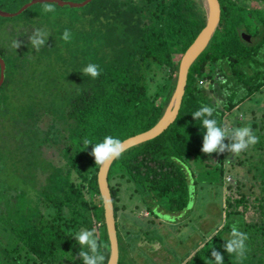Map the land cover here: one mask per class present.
Wrapping results in <instances>:
<instances>
[{"label":"trees","instance_id":"obj_1","mask_svg":"<svg viewBox=\"0 0 264 264\" xmlns=\"http://www.w3.org/2000/svg\"><path fill=\"white\" fill-rule=\"evenodd\" d=\"M29 1L0 0V11L14 13ZM242 1L218 0L220 21L189 68L175 121L110 166L118 264H135L140 250H134L133 235L151 232L137 219L136 234L127 228L117 207L121 184L153 217L174 220L188 215L194 203L200 209L219 202L223 221L208 233L215 237H203L204 244L179 264H209L212 249L223 264H264V113H251L249 121L236 113L264 91V10L256 0ZM45 4L0 17V264H83L72 238L82 228L94 231L107 264L99 165L83 140L97 143L111 135L124 141L157 124L173 95L180 60L205 26V10L201 0H92L79 9L49 3L51 13L43 11ZM246 20L263 24L250 41L240 37L249 33ZM35 28L49 33L38 51L29 43ZM65 29L69 41L61 39ZM14 39L21 44L16 50ZM89 63L99 65V77L82 73ZM202 105L216 107L218 126H249L259 142L239 154L202 153L205 129L192 117ZM54 147L64 161L60 166L42 150ZM226 175L233 179L227 186ZM223 189L229 192L224 201ZM249 210L254 216L246 220ZM203 214L204 208L197 218ZM233 223L248 234L243 258L223 248Z\"/></svg>","mask_w":264,"mask_h":264},{"label":"rangeland","instance_id":"obj_2","mask_svg":"<svg viewBox=\"0 0 264 264\" xmlns=\"http://www.w3.org/2000/svg\"><path fill=\"white\" fill-rule=\"evenodd\" d=\"M243 2H245V0H243L242 3ZM252 2V0H246L244 4ZM256 2L259 3V7L264 10V0H256ZM250 21L251 20H246L244 26H246L247 31H249L248 35L252 37V35H254L255 33V29H257L258 31H262L263 24H252L250 23ZM262 34H264V31L260 32L259 36H261ZM254 98L255 101L248 100L242 103V105L240 106V110L236 112L241 115V120L245 119L244 121H249L250 119H252L251 113H254V116L256 118H260L261 114L264 113V108H259L256 105L261 103V101L264 99V91L262 95L258 94L254 96ZM257 98L263 99L257 102ZM247 107H251V109L246 111ZM245 111L249 114L244 115ZM41 126L43 128H46L45 123H43ZM42 150L44 152V156L52 159L55 166L64 164V161L60 157L58 147L43 148ZM231 159L235 161L237 158L233 156ZM230 178L231 177L229 175H226L224 177V179H226L225 185L227 183L229 184L233 182V179ZM201 193L202 192H200V194ZM228 194L229 192L223 189L221 200L224 201V196ZM216 202L219 203L217 200ZM216 202L213 201L211 203H207L205 206L206 208L200 207V209H198L197 205L194 203L193 207L192 205L189 207L192 208L188 215L187 213L182 214L180 217H176V219L174 220L169 216L163 217L159 215L158 217H153L148 215V213L142 208V205L136 199L130 197V191L125 187L124 184H121L119 187L117 207L119 209V214L125 213L124 217H126L127 228L131 229L136 234L137 227L134 225L133 219H137L139 221H144V223L147 225L146 230H151V232L148 233V236L141 234H139V236L138 234L133 235V238L137 240L132 241L134 250H140L139 252H136L140 257L137 256V254L134 255L136 261V263H134L179 264V262H181L185 258V256L193 253L192 251L196 249L197 245L203 243V237L209 235L208 233L212 231V229L215 227V224L218 223L220 218L223 221V215H221V217L219 218V207ZM203 208L204 214L199 215V218H197V215L203 210ZM253 216L254 214L252 210H249L246 213V220L252 219ZM148 224H152L151 229L148 227ZM147 237H149L150 239H147ZM149 240L151 241L149 242ZM141 252L143 255L142 257Z\"/></svg>","mask_w":264,"mask_h":264},{"label":"clouds","instance_id":"obj_3","mask_svg":"<svg viewBox=\"0 0 264 264\" xmlns=\"http://www.w3.org/2000/svg\"><path fill=\"white\" fill-rule=\"evenodd\" d=\"M43 11L45 13H51L55 11L54 4H45ZM49 33L44 28H35L32 34L29 36V43L35 51H38L46 43ZM71 33L65 29L61 39L69 41ZM15 50L21 47V44L14 39L10 45ZM82 73L85 76H89L93 79L99 77L100 68L95 63H89L82 69ZM216 112V107L209 105H202L199 110L192 114L194 120H201L202 127L205 129L203 134V143L201 152L204 154L228 153L239 154L240 152L248 149L250 146H254L259 142V137L249 126L243 127H220L218 121L213 117ZM225 139L229 140L226 145ZM92 145V151L90 155L94 158L95 165L109 164L112 160L118 159L123 152V142L119 138H115L111 135L105 136L102 142L93 143L89 139L83 140L84 148ZM191 206V205H190ZM223 227V225L221 226ZM215 237V233L208 236L209 240ZM72 238L75 239L80 246L78 256L82 260L83 264H105L106 257L101 251L102 245L97 240L94 231L87 229H80L79 232L74 233ZM248 240V234L241 232L236 223L231 225L229 238L224 241V251L227 254H235L239 258H243L246 250V241ZM212 259H208L209 264H223V256L215 249L211 250Z\"/></svg>","mask_w":264,"mask_h":264},{"label":"water","instance_id":"obj_4","mask_svg":"<svg viewBox=\"0 0 264 264\" xmlns=\"http://www.w3.org/2000/svg\"><path fill=\"white\" fill-rule=\"evenodd\" d=\"M91 1L92 0H84L82 2H70L62 0H30L28 3L22 5L14 13L0 11V17L13 18L17 15H20L22 12L26 11L31 6L37 4L54 3L59 7L67 6L69 8L79 9L85 7ZM201 1L205 10L206 23L204 28L197 35L194 42L185 51L184 55L180 60L175 89L171 100L165 109L164 114L162 115L161 119L157 122V124L151 129L122 141L124 147L123 152L134 146H137L141 143L158 137L175 121L180 110L182 98L184 96L189 68L197 59V57L201 54V52H203V50L207 47L220 21V5L218 0ZM240 37L245 41H250V36L246 35V33L244 32L240 33ZM4 74L5 63L0 57V87L2 86L4 81ZM114 160H112L109 164L99 166L97 173L98 190L102 200L104 223L109 244V255L107 264H118L119 259V248L114 219V208L107 180L110 166L112 165Z\"/></svg>","mask_w":264,"mask_h":264},{"label":"flooded vegetation","instance_id":"obj_5","mask_svg":"<svg viewBox=\"0 0 264 264\" xmlns=\"http://www.w3.org/2000/svg\"><path fill=\"white\" fill-rule=\"evenodd\" d=\"M240 33H242V31ZM244 33H246V32H244ZM246 35H248V34L246 33Z\"/></svg>","mask_w":264,"mask_h":264}]
</instances>
